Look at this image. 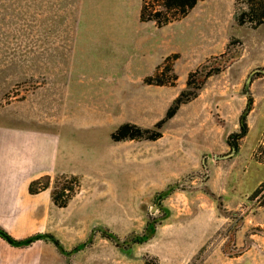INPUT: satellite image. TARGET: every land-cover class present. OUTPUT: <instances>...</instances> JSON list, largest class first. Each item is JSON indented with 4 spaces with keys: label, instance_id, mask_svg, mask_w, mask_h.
<instances>
[{
    "label": "rangeland",
    "instance_id": "rangeland-1",
    "mask_svg": "<svg viewBox=\"0 0 264 264\" xmlns=\"http://www.w3.org/2000/svg\"><path fill=\"white\" fill-rule=\"evenodd\" d=\"M140 3L0 0V125L61 136L67 203L40 238L68 264H264V19L199 0L155 28ZM124 123L140 135L114 139Z\"/></svg>",
    "mask_w": 264,
    "mask_h": 264
},
{
    "label": "crops",
    "instance_id": "crops-1",
    "mask_svg": "<svg viewBox=\"0 0 264 264\" xmlns=\"http://www.w3.org/2000/svg\"><path fill=\"white\" fill-rule=\"evenodd\" d=\"M138 19L156 28L152 21L140 20V10ZM135 25L137 22L128 28L130 36ZM61 148L57 132L0 125V228L15 239L50 234L45 232L54 209L50 190L30 194L28 185L60 170ZM45 240L44 236L16 247L0 237V264H68L66 257Z\"/></svg>",
    "mask_w": 264,
    "mask_h": 264
},
{
    "label": "trees",
    "instance_id": "trees-1",
    "mask_svg": "<svg viewBox=\"0 0 264 264\" xmlns=\"http://www.w3.org/2000/svg\"><path fill=\"white\" fill-rule=\"evenodd\" d=\"M199 0H160V6L162 7L163 10H154L153 5L149 6L143 0L141 9H140V20L141 21H154L156 25L162 26L169 22L168 16L162 18V15L165 13H168L169 11H173V15H184L189 9L193 8L196 3ZM244 16H248L249 19L251 20H261L264 19V0H246L245 3V10L241 11L239 13L235 14V19L238 23H242ZM232 42L227 46L226 51L222 54V57H224V62L223 66L230 61H232L235 58V53L236 51L234 48H232ZM219 62L216 64H212L210 59L205 61L199 68L196 70L194 73L189 74V76H193L194 74L196 75L197 72L201 73V77L199 79L204 80L208 76H210L212 73H215L219 71L223 67ZM145 82L150 84V83H155V84H162L163 82L161 80L156 79L155 77H148L145 79ZM190 80L188 79L186 84L187 87L184 91L180 93V95L175 98L173 101L172 106L168 109L165 118H168L173 115L175 110L179 107L181 103H184L191 98L195 97L196 95V90L199 89L200 86H195L194 91H189L188 86L190 85ZM130 137H135L137 135H140V129L130 125L128 123L122 124L118 130L117 133H114L112 137L114 139H120L126 136ZM151 139H154L150 137ZM50 179L51 177L49 175H44L39 178H36L32 180L29 185H28V192L30 194H36L41 191L47 190L50 187ZM67 189V186H64L61 188L60 192H51V200L52 202L59 206V207H64L66 206L67 203V196H64V192ZM258 192V188L255 189L252 193V196H255L256 193ZM0 237L4 239L6 242H8L12 246H27L36 239L40 238V235H31L25 238L21 239H15L11 235H9L6 231H4L2 228H0Z\"/></svg>",
    "mask_w": 264,
    "mask_h": 264
},
{
    "label": "water",
    "instance_id": "water-1",
    "mask_svg": "<svg viewBox=\"0 0 264 264\" xmlns=\"http://www.w3.org/2000/svg\"><path fill=\"white\" fill-rule=\"evenodd\" d=\"M45 238H47V239L49 240V239H50V236H49V235H48V236L46 235ZM53 242L56 244L57 247L61 245V244H57L56 241H53ZM58 248H59V247H58ZM79 248H81V245L78 246V247H76L75 250H79ZM58 250H59V249H58ZM59 251L61 252V250H59Z\"/></svg>",
    "mask_w": 264,
    "mask_h": 264
}]
</instances>
